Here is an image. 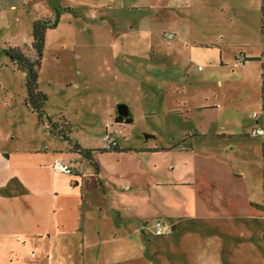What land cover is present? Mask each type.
Returning a JSON list of instances; mask_svg holds the SVG:
<instances>
[{"label": "rangeland", "instance_id": "374dc122", "mask_svg": "<svg viewBox=\"0 0 264 264\" xmlns=\"http://www.w3.org/2000/svg\"><path fill=\"white\" fill-rule=\"evenodd\" d=\"M200 1L207 8L196 0L176 9L168 0H124L123 6L110 0H0V151L52 139L47 124L24 104L23 73L1 53L18 47L35 59L29 46L35 20L56 21L46 30L39 64L44 110L55 122L65 117L71 137L84 147L102 149L107 110L114 114L121 104L132 118L120 128L121 143L139 144L145 134H154L165 144L195 126L220 123L219 107L197 112L194 106L203 100L201 91L229 71L218 64L220 52L228 61L260 36L264 1L232 0L236 14L235 8L219 10V0ZM179 79L184 82L178 93ZM195 80L208 82L189 85ZM6 164L0 153V185ZM243 166L249 196L261 207L253 217L215 221L209 232L184 225L174 234L170 226L151 245L143 242L144 250L138 241L119 240L110 246L111 258L102 254L87 264H264V174L251 161ZM3 196L0 187V201ZM11 214L0 207V264H82L80 252L47 259L45 240L13 233Z\"/></svg>", "mask_w": 264, "mask_h": 264}, {"label": "crops", "instance_id": "0c3cea01", "mask_svg": "<svg viewBox=\"0 0 264 264\" xmlns=\"http://www.w3.org/2000/svg\"><path fill=\"white\" fill-rule=\"evenodd\" d=\"M110 1L124 5V0ZM168 1L176 3L175 9L187 7V0ZM196 1L200 9L207 8ZM231 2L219 0V10L230 12L235 8ZM260 14V36L247 41L228 61L222 60L220 52L218 64L229 71L201 91L203 100L194 106L197 112L219 107L220 123L195 126L171 136L165 144L157 142L154 134H145L150 137L143 136L139 144L121 143L120 128L132 123L128 107L121 104L127 117L108 109L103 136L102 149L110 134L117 142L116 150L98 152L99 148L73 140L71 125L63 116L59 118L70 126L68 140L48 131L47 137L53 139L48 144L1 149L7 184L0 185L4 195L0 207L16 218L13 233L44 239L47 259L53 254L74 258L80 252L82 264H87L86 259L102 254L111 258L110 246L119 240L138 241L139 250H144L143 242L151 245V238L157 237L152 234L157 219L176 234L184 225L204 226L202 230L209 232L207 227L215 221L253 217L261 207L249 196L243 163L251 161L264 174V137L251 135L254 129L264 131V4ZM238 60L243 64H236ZM183 82L174 81L176 92L183 90ZM193 82L208 81L188 83ZM175 108L173 112H179ZM116 116L131 122H116ZM74 144L91 150L89 158L75 150ZM55 160L70 167L73 174L56 172Z\"/></svg>", "mask_w": 264, "mask_h": 264}, {"label": "trees", "instance_id": "16d2710c", "mask_svg": "<svg viewBox=\"0 0 264 264\" xmlns=\"http://www.w3.org/2000/svg\"><path fill=\"white\" fill-rule=\"evenodd\" d=\"M56 21L50 22L49 20H35L32 22V40L30 43V49L35 54V59H31L27 56L21 48H10L8 51H2L12 63L16 65V68L23 73L24 87L26 95L24 98V104L33 113L36 114L39 123H46L49 131L55 135L60 136L63 140H68L67 134L69 133V124L66 123L64 118H59L58 122H54L52 117L49 116L44 110L47 102V96L43 94L38 88L39 77V64L40 58L44 49V37L46 30L54 27ZM116 122L130 123L129 118L122 121L120 116L115 117ZM115 147L103 148L98 152H105L106 150H116ZM74 149L80 154L89 158L91 150L82 149L79 145L74 144Z\"/></svg>", "mask_w": 264, "mask_h": 264}, {"label": "built area", "instance_id": "2783aa9c", "mask_svg": "<svg viewBox=\"0 0 264 264\" xmlns=\"http://www.w3.org/2000/svg\"><path fill=\"white\" fill-rule=\"evenodd\" d=\"M166 39H172L171 35L166 36ZM236 64H243L242 60H238ZM252 136H263L264 137V131L262 129H254L251 131ZM105 141H106V147L105 148H112L117 146L116 140L110 135L105 136ZM53 169L56 172L63 173L66 175H72L73 170L64 165L63 163L55 160L53 163ZM171 232L170 225L166 224L165 222L157 219L153 222V229H152V234L154 236H163L166 234H169Z\"/></svg>", "mask_w": 264, "mask_h": 264}, {"label": "water", "instance_id": "95a60500", "mask_svg": "<svg viewBox=\"0 0 264 264\" xmlns=\"http://www.w3.org/2000/svg\"><path fill=\"white\" fill-rule=\"evenodd\" d=\"M118 114L120 115V116H122V117H127V114L125 113V111H124V107L123 106H119L118 107ZM150 136L149 135H144V139H147V138H149Z\"/></svg>", "mask_w": 264, "mask_h": 264}]
</instances>
